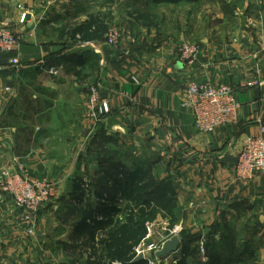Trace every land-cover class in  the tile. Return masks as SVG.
<instances>
[{
  "label": "crops",
  "instance_id": "obj_1",
  "mask_svg": "<svg viewBox=\"0 0 264 264\" xmlns=\"http://www.w3.org/2000/svg\"><path fill=\"white\" fill-rule=\"evenodd\" d=\"M141 3L160 19L158 28L129 18L130 10ZM183 9L176 11L172 4L154 6L150 0H0V24L22 41L18 53L0 52V172L18 161L32 178L53 183L52 197L41 207L30 236L20 210L8 198L0 200V264H80L70 262V243L62 245L53 233L58 226L68 227L65 207L75 206L69 183L74 170L81 174L83 160L69 164L62 158L58 163L56 151L45 145L49 139H37L33 130L27 133L32 143L22 142L21 130L14 125L22 119H42L48 111L42 106L46 96L62 105L69 101L67 95H56L63 88L67 93V79L58 81L41 68L48 59L63 60L70 54L78 57L76 69L82 70V81L94 73L91 81L99 100L110 109L98 122L84 119L82 112L80 140L125 130L148 137L149 150L159 155L157 166L168 169L167 182L176 203L174 225L185 235L181 243L182 239L190 243L184 262L191 263L198 252V241L189 237H197L212 223L223 229L245 220L256 226L257 236V242L250 244L255 260L247 264H264V174L257 173L247 182L233 175L244 139L259 137L264 123V0H195ZM98 13L109 16L114 25L123 24L118 46L103 41L74 43L63 35ZM234 38L239 42L233 43ZM183 42L200 45L192 74L178 54ZM254 49L260 51L256 57ZM13 56L19 67L9 66ZM132 77L141 84H133ZM206 79L230 80L240 104L233 124L210 133L198 131L191 113L181 107L187 84ZM255 79L263 80L260 88L247 85ZM26 94L30 109L22 112L18 104ZM77 114L81 116V111ZM215 239L223 248L225 243ZM239 246L234 241L232 257Z\"/></svg>",
  "mask_w": 264,
  "mask_h": 264
},
{
  "label": "rangeland",
  "instance_id": "obj_2",
  "mask_svg": "<svg viewBox=\"0 0 264 264\" xmlns=\"http://www.w3.org/2000/svg\"><path fill=\"white\" fill-rule=\"evenodd\" d=\"M188 3L189 2L187 0H177L176 3L167 2L154 4V6L172 4L175 6L176 11H183L184 6ZM224 10L228 12L231 9ZM128 16L136 24L141 26H152L158 28L162 23L156 15L151 13V8L144 3H141L135 6L134 9L130 10ZM107 21L109 22V30L107 34L112 29H117L122 37L121 28H123V24L114 25L109 16H107ZM127 24V28L130 31H133L132 22L127 21ZM2 26L9 30L7 26ZM121 37L120 40H118L119 43L121 41ZM104 40L102 41L104 42ZM182 44H197L200 46L199 43L195 42H183L181 45ZM21 45L22 42L20 44V48ZM77 58V55L70 54L67 59L63 60L58 59L56 61V59H48L43 63L42 67L44 68L40 67L45 70L48 76L53 77L58 81L67 79L66 81L69 82L67 86V93L64 92L63 88L60 89V91L57 90L56 95H67L69 101L65 105H62V102L51 101L50 97L46 96L43 98L45 102L42 106H44L45 110L47 108L48 111L45 112L42 119H22L17 122L15 121L14 125L21 130L20 139L22 142L29 139L30 136H28V134H30L33 130L37 131V139L40 138L42 141L44 139H49L45 145L47 148L56 151L55 154L57 156L56 160L58 163L61 162L60 159L62 158L63 160L66 159L69 161V164L71 161H77L78 163L80 160H83L84 166L79 170L81 173L80 175L84 177L86 192L92 193L97 191L103 196L104 200L102 202L104 205H112L115 210L108 215L109 218L107 219H109L110 224L105 231H102L98 225H91L89 222H83L82 211L77 207L79 205L72 202L75 206L65 207L67 212L65 215L68 216L67 219H65L68 223V227L67 229L62 230L58 226V228L54 230V238L59 239V242H61L62 245H64L65 241L66 243H70L67 252V255L70 257V262H77L80 264H111V262L106 259L105 251L106 246L112 242L111 236L116 235L122 225L126 224L128 220L133 221L138 215L142 216L140 221L142 238L139 243L135 245L133 249L134 254H136L137 249L144 250L150 245L160 247L162 243L164 244L174 236L179 237L181 240V237H184L185 235L184 233H181V228L179 226L174 225L177 221L175 216L176 203L172 189L168 191V169L166 167L163 168L161 166H157L159 155L155 152L152 153V151L149 150V146L147 145L148 137L145 138L137 135L133 136L130 135L129 130H125L123 133L119 131L114 132V134H111L110 137H106L104 133L101 134L100 132L98 137L94 134L90 138L85 136L83 143L80 140L78 129L80 128L82 122V112L85 114L84 119H92L94 122H98L100 117L109 113L99 114V105L103 102L106 103V101L99 100L98 89L94 86L95 82L91 81L92 77L95 76L93 72H91L85 79L86 81L83 80L86 83L85 85H82L84 83L82 81L83 72L82 70L79 71L76 69L78 62ZM8 64L9 66L15 68L20 66V63L19 66L10 65L9 61ZM51 71L54 73H51ZM189 71L191 72L190 69ZM138 82L139 84H136L132 81V83L137 86L141 84L139 80ZM79 87H84V89H80ZM94 94L96 95V99L95 103H92L91 97ZM22 97L23 102L21 101V104H18V106L22 112L28 111V109H30V105L27 104L29 95L26 94ZM31 98H33L32 95L30 96V100ZM92 106L96 107L94 108V115L91 110ZM78 111H81V116L77 114ZM25 118H27V114ZM198 131L204 132L201 130ZM29 140V142L32 143V139L30 138ZM26 144L23 146L25 147ZM145 149H147V151ZM7 169H10L12 172H17V169H20L23 173H26L30 178H32L24 164L19 163L18 161L12 162L9 167L2 169L1 172ZM76 174L78 175V171L74 170L72 175ZM39 180H45L49 182V184H53L49 181V179L46 180V178ZM68 191L71 193L70 183ZM3 197L11 200V196L0 193V200ZM11 202L13 203L12 200ZM20 212L22 213L23 224L26 229L27 226L24 223L23 212L21 210ZM101 218L102 217H99V219ZM231 223V225L226 224V226H223V229L219 224L212 223L208 227L202 229L204 232L198 234L195 238L198 243L202 242L204 247L208 244L211 248H220L223 252L220 256L221 261L219 260V263L215 264H240L242 261L239 259L240 262H238V258L235 256L232 257V254L230 253L233 250L232 246L234 241L238 245H242L243 243H249V245H252L257 242L256 226H251L249 223H246L245 220L237 223ZM177 227H179V229ZM176 228L178 229L176 234L172 235ZM25 233L30 236L26 230ZM215 238L221 239L219 244L222 241L225 243L223 244V248L214 244ZM158 251L159 250L151 252V256H155V253ZM197 254L196 258H194V260L189 264H199V260H203V257L204 259L207 257V254L204 253L202 256L199 254V251ZM178 255L181 257L180 248L177 252L167 256L170 257L168 262H170L174 256L178 257ZM138 256L139 255H135L134 260H136ZM167 257L157 259V261L160 262L162 259H166ZM145 264H147L146 261Z\"/></svg>",
  "mask_w": 264,
  "mask_h": 264
},
{
  "label": "built area",
  "instance_id": "obj_3",
  "mask_svg": "<svg viewBox=\"0 0 264 264\" xmlns=\"http://www.w3.org/2000/svg\"><path fill=\"white\" fill-rule=\"evenodd\" d=\"M120 37L119 30L112 29L106 35L104 43L115 47L119 43ZM21 42L19 36L0 25L1 53L10 55L18 53ZM233 43H238V39H234ZM254 51L253 55L256 57L260 51L257 49H254ZM200 52V46L197 44H182L178 49L179 57L191 72L198 65ZM9 63L10 65L19 66L18 58L14 56L9 59ZM51 73L54 72L51 71ZM260 74L261 69H256V75L260 76ZM132 81L139 84L134 77ZM247 85L260 88L263 85V80L255 79L249 81ZM95 99L96 95L94 94L91 97V102L95 103ZM262 105L264 107V99ZM99 106V114L109 113L107 103L103 102ZM181 107L191 113L194 126L198 130L211 132L216 128L233 124L240 104L236 99V92L230 80L212 82L206 79L204 81L192 80L187 84ZM94 108L96 107L92 106V114ZM257 173H264V123L260 124L259 137L248 136L244 139L243 146L233 167L234 178L240 182L250 181ZM0 176V193L11 196L15 207L23 212L27 233L32 235L41 207L48 203L52 197V185L45 180L32 179L20 169H17V172H12L10 169L3 170ZM177 228L179 229V227ZM177 228L172 235L176 234ZM162 245L160 247L150 245L144 250L137 249L135 255L142 254L143 260L147 264H177L179 256H174L170 262H168L170 257L158 262L155 256H151L150 253L160 250ZM198 251L202 256L204 255L205 247L202 242L198 244Z\"/></svg>",
  "mask_w": 264,
  "mask_h": 264
},
{
  "label": "trees",
  "instance_id": "obj_4",
  "mask_svg": "<svg viewBox=\"0 0 264 264\" xmlns=\"http://www.w3.org/2000/svg\"><path fill=\"white\" fill-rule=\"evenodd\" d=\"M153 4L162 3H176L177 0H150ZM192 2L195 0H187ZM109 30V22L107 21V16L105 14H95L90 15L87 20L75 26L71 31L63 33L67 35L70 41L76 42H96L102 41L105 38ZM71 185V201L78 205L83 206L82 209V221L89 222L91 225H98V227L105 231L109 226L110 221L108 215H110L115 208L111 205H104L102 202L103 196L95 192H86L84 177L80 174L73 175L70 179ZM168 191H170V184L167 182ZM99 217H102L99 219ZM141 215H138L133 221L128 220L126 224L120 227V230L116 235L111 236V241L106 246V259H108L111 264H145V261L135 262V254L133 249L136 244L142 238ZM196 236H191L188 240L193 241ZM221 239L219 240V242ZM217 239L214 240V244H217ZM186 240L182 239L180 246L181 257L177 264H186L184 259L190 252V247ZM220 248H211L210 245H205V254H207L206 260H199V264H215L219 263L221 259V253H219ZM207 252V253H206ZM235 257L238 258V262L242 264H247V262H252L255 260V252L251 249L249 243H243L239 247H235ZM245 256V258H244ZM240 259V261H239ZM221 261V260H220Z\"/></svg>",
  "mask_w": 264,
  "mask_h": 264
},
{
  "label": "water",
  "instance_id": "obj_5",
  "mask_svg": "<svg viewBox=\"0 0 264 264\" xmlns=\"http://www.w3.org/2000/svg\"><path fill=\"white\" fill-rule=\"evenodd\" d=\"M181 246V240L179 239V237L177 236H174L172 237L170 240L166 241L161 249L155 253V257L157 259H160V258H165L167 257L168 255L172 254V253H175L177 252V250L180 248ZM143 260V257L142 255L140 254L137 258H136V262H139V261H142Z\"/></svg>",
  "mask_w": 264,
  "mask_h": 264
}]
</instances>
